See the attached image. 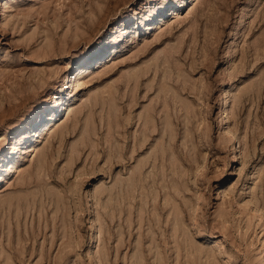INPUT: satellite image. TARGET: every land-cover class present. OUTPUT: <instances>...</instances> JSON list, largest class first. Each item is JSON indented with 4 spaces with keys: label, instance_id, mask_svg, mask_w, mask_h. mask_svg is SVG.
Returning a JSON list of instances; mask_svg holds the SVG:
<instances>
[{
    "label": "rangeland",
    "instance_id": "obj_1",
    "mask_svg": "<svg viewBox=\"0 0 264 264\" xmlns=\"http://www.w3.org/2000/svg\"><path fill=\"white\" fill-rule=\"evenodd\" d=\"M6 263L264 264V0H0Z\"/></svg>",
    "mask_w": 264,
    "mask_h": 264
},
{
    "label": "bare ground",
    "instance_id": "obj_2",
    "mask_svg": "<svg viewBox=\"0 0 264 264\" xmlns=\"http://www.w3.org/2000/svg\"><path fill=\"white\" fill-rule=\"evenodd\" d=\"M124 31V30H123ZM118 37V36H117ZM81 73V71H78V75ZM47 105V104H46ZM63 105V97H59V98H57L56 100H55V104H54V110L56 109V108H59V107H61ZM50 115V114H49ZM43 117V116H42ZM42 119L43 118H41L40 119V121H38L37 122V124L36 125H33V123H30V127L28 128V136H27V134H26V136H27V138L30 140V139H32L33 138V136H35V134L33 135L32 134V127H36V126H38V125H40L41 124V122H42ZM48 119V118H47ZM53 119V116L52 117H50L49 118V120L48 121H51ZM44 121V120H43ZM40 128V127H39ZM36 130V129H35ZM38 131V130H37ZM14 144V143H13ZM16 146V145H15ZM4 147V146H3ZM13 149H16V147H12ZM9 148L7 147V148H5L4 147V150L5 151H7ZM12 149V150H13ZM9 158H10V154L8 153L7 155H6V157L3 159V160H9ZM10 169H9V167H5V169H4V171L5 172H7V171H9ZM6 264H9V263H6Z\"/></svg>",
    "mask_w": 264,
    "mask_h": 264
}]
</instances>
